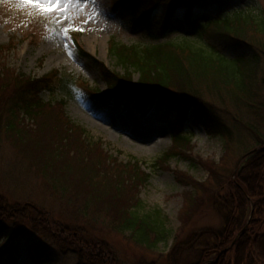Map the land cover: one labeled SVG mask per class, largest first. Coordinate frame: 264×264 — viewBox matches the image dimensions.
Here are the masks:
<instances>
[{
  "label": "rangeland",
  "instance_id": "obj_1",
  "mask_svg": "<svg viewBox=\"0 0 264 264\" xmlns=\"http://www.w3.org/2000/svg\"><path fill=\"white\" fill-rule=\"evenodd\" d=\"M46 7L0 0V46L5 47L0 50L1 61L18 76L41 78L57 70L71 79L68 93L46 90L42 97L46 101L65 98L66 116L86 129L92 141H101L108 156L122 163H140L149 177L140 185L139 195L146 210L161 211L171 236L150 251L102 224L67 219L73 209L47 194L45 179L32 168V160L21 155L12 140L3 138L0 196L7 197L10 205L19 202L22 214H16L14 223L0 226V264H10V254L16 252L13 264H79L77 253L58 243L56 233H40L44 228L36 226L37 210L47 213L52 229L65 223L104 241L118 264H167L162 255L169 253L176 235L184 241L199 230L224 227L220 211L229 204L226 196L233 200L234 190L243 188L238 175L246 154L264 150L251 130L264 139V0H133L121 6L115 0H59L56 11L48 12ZM74 34L79 41L75 42ZM168 41L191 51L184 59L193 63L206 86L199 88V104L210 109L215 122L178 121L172 113L161 118L155 109L144 114L109 95L100 64L125 73L112 56L113 42L143 47ZM256 54L261 66L253 77L251 62ZM240 55L247 63L238 61ZM246 76L252 79L244 90L239 89L234 79ZM208 85H216L219 92H211ZM26 123L36 127L33 120ZM216 126L231 132L229 146L222 134L209 133ZM176 133H187L189 143L178 147L172 137ZM196 183L206 189L200 197L205 196L208 204L186 223L182 216L190 195H196ZM37 246L44 247L46 255L38 257Z\"/></svg>",
  "mask_w": 264,
  "mask_h": 264
},
{
  "label": "trees",
  "instance_id": "obj_2",
  "mask_svg": "<svg viewBox=\"0 0 264 264\" xmlns=\"http://www.w3.org/2000/svg\"><path fill=\"white\" fill-rule=\"evenodd\" d=\"M131 1L115 0V3L121 6ZM2 49L5 47L0 46ZM111 53L125 70L121 73L100 64L112 95L125 99L144 114L155 108L161 118L172 113L178 121L215 122L216 116L210 109L199 104V88L205 86V82L200 79L201 75L194 72L193 63L184 59L186 54L191 55L189 49L183 51L170 41L143 47L113 42ZM82 54L88 56L87 52ZM2 58L0 144L3 138H8L20 149L21 155L32 160V168L38 169L45 179L47 194L57 196L60 203L73 209L72 216L65 217L72 221L83 220L85 225L102 224L114 232L129 235L137 245L150 251L167 242L171 232L161 211L146 210L139 195L140 185L146 183L149 177L140 163H122L108 156L101 141H92L86 129L66 116L65 99L46 101L42 97L46 90L64 92L70 78L57 70L41 78L18 76L15 71L7 70ZM238 58L239 62L247 63L245 55ZM260 66V56L256 54L251 62V76L254 77ZM251 79L246 76L234 79V82L244 90ZM207 88L211 92L217 91L216 85H208ZM247 88L250 92L249 84ZM26 119L33 120L36 127L34 124L27 125ZM253 129L257 146L264 145L263 136ZM209 133L222 134L226 137L227 146L233 140L231 132L222 127H212ZM172 137L178 147L189 143L187 133H176ZM239 174L243 188L234 190L233 200L226 196L229 204L223 208L224 212L219 210L225 220L224 227L220 230H199L184 241L176 235L169 253L162 255L167 258V264H264V150H255L247 156ZM215 180L221 184L218 178ZM196 186V195H190L186 213L182 216L186 218V223L206 200L205 196L200 197L207 194L206 189H201L197 183ZM19 206V202L10 205L7 197L0 196V226L16 221V214H22ZM36 215L39 217L36 226L44 228L40 233H56L58 243L69 246L77 253L79 264L84 261L85 264H104L105 259H108L105 264H118L104 241L65 223L58 225V229H52L50 222L46 221L49 219H45L47 213L37 210ZM80 216L84 218L80 219ZM234 240L235 243L230 246ZM15 247L12 250L16 252ZM36 249L38 257L44 256V247L37 246ZM224 249L227 251L220 255ZM16 253L10 254V264L16 261ZM218 256L219 259L213 261ZM152 264L158 263L154 261Z\"/></svg>",
  "mask_w": 264,
  "mask_h": 264
},
{
  "label": "snow or ice",
  "instance_id": "obj_3",
  "mask_svg": "<svg viewBox=\"0 0 264 264\" xmlns=\"http://www.w3.org/2000/svg\"><path fill=\"white\" fill-rule=\"evenodd\" d=\"M22 3L38 7L47 4L45 10L48 12H54L59 7V0H22ZM53 5H56V7H53Z\"/></svg>",
  "mask_w": 264,
  "mask_h": 264
},
{
  "label": "bare ground",
  "instance_id": "obj_4",
  "mask_svg": "<svg viewBox=\"0 0 264 264\" xmlns=\"http://www.w3.org/2000/svg\"><path fill=\"white\" fill-rule=\"evenodd\" d=\"M99 125V127H101L102 129H105L104 127H103V125H101V124H98Z\"/></svg>",
  "mask_w": 264,
  "mask_h": 264
}]
</instances>
